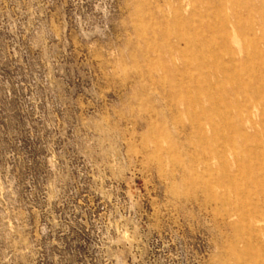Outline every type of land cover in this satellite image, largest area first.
<instances>
[{
	"label": "rangeland",
	"instance_id": "374dc122",
	"mask_svg": "<svg viewBox=\"0 0 264 264\" xmlns=\"http://www.w3.org/2000/svg\"><path fill=\"white\" fill-rule=\"evenodd\" d=\"M0 264H264V0H0Z\"/></svg>",
	"mask_w": 264,
	"mask_h": 264
},
{
	"label": "bare ground",
	"instance_id": "6f19581e",
	"mask_svg": "<svg viewBox=\"0 0 264 264\" xmlns=\"http://www.w3.org/2000/svg\"><path fill=\"white\" fill-rule=\"evenodd\" d=\"M237 163V162H236Z\"/></svg>",
	"mask_w": 264,
	"mask_h": 264
}]
</instances>
